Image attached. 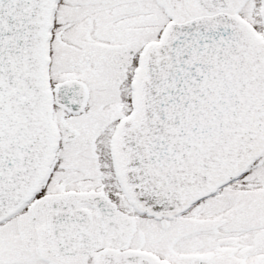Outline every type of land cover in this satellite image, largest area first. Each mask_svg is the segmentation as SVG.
<instances>
[{"label":"snow or ice","instance_id":"6c2138e0","mask_svg":"<svg viewBox=\"0 0 264 264\" xmlns=\"http://www.w3.org/2000/svg\"><path fill=\"white\" fill-rule=\"evenodd\" d=\"M0 264H264V0H0Z\"/></svg>","mask_w":264,"mask_h":264}]
</instances>
